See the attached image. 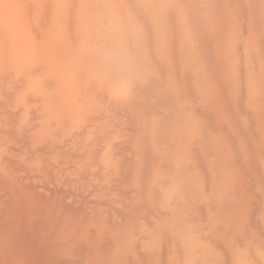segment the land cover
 Masks as SVG:
<instances>
[{"label": "bare ground", "instance_id": "1", "mask_svg": "<svg viewBox=\"0 0 264 264\" xmlns=\"http://www.w3.org/2000/svg\"><path fill=\"white\" fill-rule=\"evenodd\" d=\"M0 264H264V0H0Z\"/></svg>", "mask_w": 264, "mask_h": 264}, {"label": "clouds", "instance_id": "2", "mask_svg": "<svg viewBox=\"0 0 264 264\" xmlns=\"http://www.w3.org/2000/svg\"><path fill=\"white\" fill-rule=\"evenodd\" d=\"M127 87H130V84L129 85H119V84H112V85H110V88L113 91V94L115 96L121 95L122 94V91L123 90H126Z\"/></svg>", "mask_w": 264, "mask_h": 264}]
</instances>
